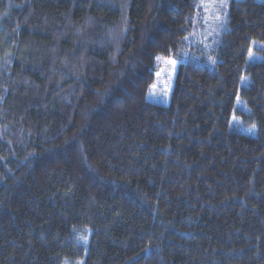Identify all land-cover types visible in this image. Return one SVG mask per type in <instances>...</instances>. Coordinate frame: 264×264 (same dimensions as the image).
Segmentation results:
<instances>
[{
    "label": "trees",
    "instance_id": "16d2710c",
    "mask_svg": "<svg viewBox=\"0 0 264 264\" xmlns=\"http://www.w3.org/2000/svg\"><path fill=\"white\" fill-rule=\"evenodd\" d=\"M224 1L193 44L200 0H0V264H264V0Z\"/></svg>",
    "mask_w": 264,
    "mask_h": 264
},
{
    "label": "rangeland",
    "instance_id": "374dc122",
    "mask_svg": "<svg viewBox=\"0 0 264 264\" xmlns=\"http://www.w3.org/2000/svg\"><path fill=\"white\" fill-rule=\"evenodd\" d=\"M200 5L201 18L197 19L198 27L196 26V33L192 40L193 44H200L202 41L207 42L216 36L213 32L220 25L224 13L223 10L226 8L224 0H200ZM202 36H205L206 39H202ZM172 61H175V63L173 64ZM179 65L180 62L173 56L162 57L157 60L155 82L147 94V101L149 103L161 106L170 105ZM236 122L234 119L233 125L239 127L238 129L241 133L256 137V127H246L236 124ZM79 264H84V260Z\"/></svg>",
    "mask_w": 264,
    "mask_h": 264
},
{
    "label": "snow or ice",
    "instance_id": "6c2138e0",
    "mask_svg": "<svg viewBox=\"0 0 264 264\" xmlns=\"http://www.w3.org/2000/svg\"><path fill=\"white\" fill-rule=\"evenodd\" d=\"M249 58H250V59H254V57L252 56V53H251V51L249 52ZM157 59H159V57H158ZM172 63L174 64V63H175V61H172ZM82 239H83V237H82Z\"/></svg>",
    "mask_w": 264,
    "mask_h": 264
}]
</instances>
